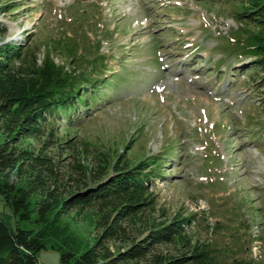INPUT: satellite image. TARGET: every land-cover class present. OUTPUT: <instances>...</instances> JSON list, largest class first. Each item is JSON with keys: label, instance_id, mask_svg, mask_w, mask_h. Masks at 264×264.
I'll use <instances>...</instances> for the list:
<instances>
[{"label": "rangeland", "instance_id": "374dc122", "mask_svg": "<svg viewBox=\"0 0 264 264\" xmlns=\"http://www.w3.org/2000/svg\"><path fill=\"white\" fill-rule=\"evenodd\" d=\"M243 9L228 0H0V45L29 38L39 61L49 49L91 79L70 117L47 115L59 141L118 167L159 157L147 218L195 214L196 238L264 264V69L241 54L258 32L236 20ZM72 148L60 151L65 166L76 161ZM5 178L17 182L15 172ZM0 216L16 225L1 199ZM60 220L81 247L91 242L89 217ZM37 259L61 264L50 245Z\"/></svg>", "mask_w": 264, "mask_h": 264}, {"label": "trees", "instance_id": "16d2710c", "mask_svg": "<svg viewBox=\"0 0 264 264\" xmlns=\"http://www.w3.org/2000/svg\"><path fill=\"white\" fill-rule=\"evenodd\" d=\"M228 1L244 7L237 21L258 28L241 44V54L264 69V0ZM5 35L0 24V37ZM89 80L56 64L49 49L39 61L29 38L24 44L0 45V199L16 222L0 216V264H40L37 254L47 245L60 253L61 264H251L196 238L191 232L195 214L167 223L147 218L156 211L148 183L160 175L159 157L118 167L102 153L88 160L86 148L71 147L72 138L58 140L47 115L60 109L70 117ZM71 148L76 161L65 166L60 151ZM10 172L16 183L5 180ZM63 214L89 217L95 230L91 242L81 247L61 223ZM21 222L35 227L23 229Z\"/></svg>", "mask_w": 264, "mask_h": 264}]
</instances>
